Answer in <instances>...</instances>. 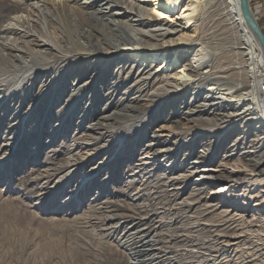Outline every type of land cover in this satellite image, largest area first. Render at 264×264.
<instances>
[{"label": "rangeland", "instance_id": "1", "mask_svg": "<svg viewBox=\"0 0 264 264\" xmlns=\"http://www.w3.org/2000/svg\"><path fill=\"white\" fill-rule=\"evenodd\" d=\"M185 2L180 6H185ZM180 14L181 12L176 11L172 19L180 20ZM193 50L194 47L184 49L180 54L182 58L178 57V52L171 50L168 52L169 60H175L177 63L173 67L174 71L168 73L176 72L178 74L176 80L191 79L184 70V59L190 60L194 68L200 64ZM125 52H127L125 53L127 66H136L138 61L131 57L130 51ZM222 55L217 59L218 66L222 68V73L227 75L228 70L225 68L228 66V61L226 54ZM157 63L148 62L146 70L156 73L158 75L156 78L159 79L168 73L160 69L161 67L158 68ZM179 66L181 68H178ZM7 77L9 82L0 81V264H110L116 261L118 264H128L124 256L130 257L129 252L122 245L126 236L136 231L149 232L152 235L161 234L158 238L161 241L156 247L161 248L169 258L167 264H264V251L260 250L264 243V221L261 220L264 218L262 192L264 183L256 185L257 187H237L235 191L229 192V189L222 191L227 185L225 182L213 183L209 179L205 182L200 181L198 177L202 172H205L206 176L215 178L223 173L226 177L237 163H241L237 154L243 148L247 147L246 150L253 151L248 149V141L251 137L241 131L240 125L228 132L229 125L225 123L224 118L213 114L220 109L227 113L232 112L228 110L232 106L226 103V100H218L216 103L219 106L213 108L208 106L202 114L203 118L217 123L216 126H212L219 128L215 133H203L200 137H198L199 133L192 136L190 134L171 137L168 127L184 123L181 112L185 111V105H176L181 106L178 115L172 116L165 111L161 112L165 116L160 119H156L153 115L157 111L154 105L140 114L139 118L135 119L136 122H125L126 128L107 127L106 132L111 131L110 136L105 137V140L96 146H92V149L89 146L101 136L97 132L93 134L87 131L86 127L98 125L101 128L99 125L102 122L101 118L113 115L116 109H109L103 105L94 109L83 104L81 108L74 110L73 107H64L63 104L58 103V108L63 107L62 116L57 118L59 121H53L55 115L50 108L52 98L46 101L44 99L39 103L45 95L44 92H40L38 96L25 102L24 107H19L15 102L18 99L26 100L29 94L24 75L22 72L8 71L0 79ZM127 88L128 85L121 92L126 91ZM121 94L116 95V98H120ZM218 95H221L218 90L205 92L200 102L208 104ZM65 96H69V91ZM185 98L190 100L191 96ZM10 104L14 106L12 109ZM176 106L175 111H177ZM90 110L92 114L89 113ZM73 111L78 112L77 116L81 115L79 117L82 123H76L69 131L59 130V126L63 123H66L65 128H69L67 123L73 116ZM93 111L96 116L93 115ZM137 111L140 113L142 107L136 106L135 112L129 113L126 119H133L138 114ZM123 126L125 125L122 124L121 127ZM13 127L15 129L12 130ZM144 128L146 131L143 130ZM74 132L78 136L84 134L87 136L74 137ZM154 134L161 136L160 139H156L161 144L152 150L165 147L177 150L185 144L184 155L175 151L168 160H165L162 154L152 160L153 151L146 146L140 151L138 149L134 155L133 152L131 154V151L140 148L135 144H139L138 140L141 138H144V145L148 142L155 145L157 142L151 138ZM220 139L223 144L219 148L217 142ZM118 140L123 143L119 144ZM124 143L129 148L127 159L119 158L114 160L115 162L112 161L121 154ZM210 143L212 146H208ZM234 144L235 156L225 159L224 149H230ZM110 147L113 148L109 153L100 155ZM89 148L91 149L85 150ZM207 152L215 153L216 157L211 162L198 165L195 174L187 182L175 179L194 172L191 169L187 172L183 168L186 164L195 161L197 156L205 155ZM92 157L94 159L91 160ZM105 162L109 164L101 167ZM76 163L77 165H74ZM66 164H69V169ZM173 164L176 169H169L168 167ZM96 166L98 168L89 182L81 183L83 178L93 173ZM238 176L239 174L234 175V177ZM59 188L66 189L56 191ZM247 188L248 190H245ZM52 191L53 194H50ZM216 192L220 194L214 195ZM251 195L259 197L246 201ZM212 196H214L212 203L217 206L207 208L206 205L209 203L206 202V197ZM255 204L259 206H254ZM218 257L221 259L219 260Z\"/></svg>", "mask_w": 264, "mask_h": 264}, {"label": "bare ground", "instance_id": "2", "mask_svg": "<svg viewBox=\"0 0 264 264\" xmlns=\"http://www.w3.org/2000/svg\"><path fill=\"white\" fill-rule=\"evenodd\" d=\"M184 2L186 5L180 6ZM176 11L181 12L180 20L172 19ZM193 47V54L198 58L200 64L194 68L190 60L184 59V70L187 71L191 79L176 80L175 77L178 75L176 72L168 73L174 71L173 67L177 65L175 60H169L168 52L170 50L178 52V57L182 58L180 55L182 51ZM124 50L130 51L131 57L138 61L136 66H127L128 60L127 54H125L127 52ZM223 53L226 54L228 61V66L225 68L228 70L226 71L227 75L222 73L223 70L217 62ZM148 62L152 64L158 62V68L161 67L160 69L168 74L157 79L156 73L146 70ZM8 71L22 72L25 84L29 88L27 99L24 101L18 99L15 104L24 107L25 102L32 100L38 93L44 92L45 95L39 103L44 99L46 101L52 98L50 108L55 115L53 121H59L57 118L63 111V107L58 108V103L63 104L64 107H73L74 110L81 108L83 104L94 109L101 105L109 107V109H116L117 111L113 112V115L101 118L102 122L99 123L101 128L98 125L97 127H86L87 131L93 132V134L97 132L101 136L89 147L96 146L104 141L105 137L110 136L111 131L106 132L107 127L126 128L125 122H136L135 119L139 118L140 114L154 105L157 107L156 113L153 114L156 119L165 116L164 113H161L164 111L172 116L178 115L181 106L176 105H185V111L181 112L183 115L181 119L184 123L168 127L171 137H183L190 134L192 136L198 133V137H200L203 133H215L219 128H212V126H216L217 123L203 118L202 114L208 106V108L219 106L216 103L218 100H226V103L232 106L231 109H228L232 112L227 113L220 109L213 114L224 118L225 123L229 125L228 132L240 125L241 131L251 137L248 141V149L253 151L246 150L247 147L243 148L237 154L241 163H237L226 177L223 176V173H220L221 176L216 178L206 176L205 172H202L198 177H200V181L205 182L206 179L213 183L225 182L227 185L222 188V191L229 189V192L235 191L237 187H254L264 183V58L255 38L246 27L240 0H0V77H4ZM0 81L9 82V78H3ZM127 85L126 91L121 92ZM203 90L205 92L218 90L221 95L213 98L210 103L203 104L200 102L205 94V92L202 93ZM68 91L69 96H65ZM118 94H121L120 98H116ZM186 96H191V99H186ZM136 106H141L142 111L140 113L137 111L138 114L133 119H126L129 113L135 112ZM175 106L178 112L175 111ZM235 106L236 108H234ZM13 107L11 105L10 108ZM73 113L67 123L69 128H65L66 123H63L59 126V130L69 131L70 127L76 123H82V119L79 117L81 115L77 116L78 112L73 111ZM93 115L96 116L94 111ZM122 124L125 126L121 127ZM13 129L15 128L13 127ZM143 130L146 131V128ZM73 136L82 138L87 135L78 136L74 132ZM159 137L161 136L155 134L151 136L155 141ZM126 141L130 140L126 139ZM138 141L139 144L135 145L140 148L130 150L133 155L137 153L138 149L140 151L145 146L152 150L161 144L157 140L155 145L152 142L144 145V138ZM118 143L122 144L123 141L121 143L118 140ZM212 143L208 146H212ZM217 144L220 148L223 144L222 139ZM126 145L121 154L112 161L119 160V158L127 159L129 148ZM235 146V144L231 146L232 150L224 149L225 159L235 156L233 154ZM112 148H107L100 155L109 153ZM184 149L185 144L177 150L172 147L153 149L152 160L157 159L160 154L165 157V160H168L175 151L184 155ZM215 157L216 154L212 152L197 156L195 161L190 162L191 164L188 163L193 167L186 164L183 168L186 171L191 169L194 172L175 179L187 182L195 174V168L198 165L211 162ZM90 159L92 160L94 157ZM109 163L105 162L101 167ZM68 165L65 166L69 169ZM97 168L98 166L94 167L93 173L83 178L81 183L87 184ZM168 168L176 169L175 164ZM235 174H239L241 177H234ZM60 189L55 190L60 191ZM65 189L63 188V190ZM262 192L264 193V191ZM50 194H53V191ZM219 194L220 192L214 193V195ZM258 197L251 195L246 201L249 202ZM206 200L209 203L206 205L207 208L217 206L212 203L214 196L206 197ZM254 206L259 205L255 204ZM261 220L264 221V218ZM160 235L156 233L152 235L149 232L141 233L140 231L128 234L122 246L127 249L130 257L124 256V259L128 264L169 263V258L164 254V251L156 247L161 241L158 239ZM230 245L228 244V246ZM260 250L264 251V243ZM110 264L118 263L116 261Z\"/></svg>", "mask_w": 264, "mask_h": 264}, {"label": "water", "instance_id": "3", "mask_svg": "<svg viewBox=\"0 0 264 264\" xmlns=\"http://www.w3.org/2000/svg\"><path fill=\"white\" fill-rule=\"evenodd\" d=\"M240 4L246 27L250 30L251 34L255 38L264 58V34L260 30L255 18L252 15L249 0H240Z\"/></svg>", "mask_w": 264, "mask_h": 264}, {"label": "built area", "instance_id": "4", "mask_svg": "<svg viewBox=\"0 0 264 264\" xmlns=\"http://www.w3.org/2000/svg\"><path fill=\"white\" fill-rule=\"evenodd\" d=\"M249 5L253 17L264 34V0H249Z\"/></svg>", "mask_w": 264, "mask_h": 264}]
</instances>
